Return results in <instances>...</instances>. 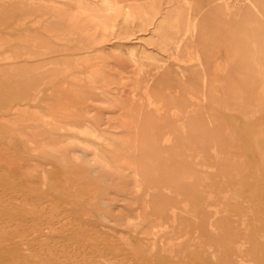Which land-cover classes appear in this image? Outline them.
<instances>
[{"label":"rangeland","instance_id":"obj_1","mask_svg":"<svg viewBox=\"0 0 264 264\" xmlns=\"http://www.w3.org/2000/svg\"><path fill=\"white\" fill-rule=\"evenodd\" d=\"M262 16L0 0V264H264Z\"/></svg>","mask_w":264,"mask_h":264},{"label":"bare ground","instance_id":"obj_2","mask_svg":"<svg viewBox=\"0 0 264 264\" xmlns=\"http://www.w3.org/2000/svg\"><path fill=\"white\" fill-rule=\"evenodd\" d=\"M75 3H76V2H75ZM78 5H79V3H78ZM51 7H53V5H52ZM62 7H63V6H62ZM60 8H61V7H60ZM75 8H77V4H76V7H75ZM85 8H86V7H85ZM50 9H51V8H50ZM64 9H65V7H64ZM77 9H79V7H78ZM87 9H88V8H87ZM87 9H83L82 12H84V10H87ZM65 10H67V9H65ZM71 10H72V9H71ZM67 11H68V10H67ZM87 11H89V9H88ZM69 12H71V11H69ZM79 12H80V10H79ZM71 13H72V12H71ZM86 13H87V12H86ZM88 13H89V12H88ZM90 13H91V12H90ZM84 14H85V12H84ZM91 14H94V13H91ZM68 16H69V15H68ZM68 16H66V18H67ZM71 17H72V15H71ZM89 17H92V15H89ZM61 18H62V17H61ZM86 18H87V17H86ZM262 18H263V20H264V16H262ZM69 19H70V18H69ZM69 19H68V20H69ZM90 19H91V18H90ZM90 19H88L89 21H88L87 23L90 22ZM92 19H94V18H92ZM62 20H63V19H62ZM97 21H98V19H97ZM97 21H96V23H97ZM68 22H69V21H68ZM94 22H95V21H94ZM91 23H93V22H91ZM93 24H94V23H93ZM97 24H98V23H97ZM100 24H101V22H100ZM100 24H98V26H99ZM91 25H92V24H91ZM89 26H90V25H88V27H89ZM93 26H94V25H93ZM95 26H96V24H95ZM101 26H102V25H101ZM91 28H92V27H91ZM94 28H95V27H94ZM125 34H126V33H125ZM84 95H85V94H84ZM117 104H118V103H116V105H117ZM108 105H109V104H108ZM128 105H129V104H128ZM118 106H119V105H118ZM117 108H118V107H117ZM119 108H120V107H119ZM126 108H127V106H126ZM128 108H129V107H128ZM84 110H85V109H84ZM128 110H129V109H128ZM107 116H108V115H107ZM107 116H106V117H107ZM1 122H2V121H1ZM130 124H131V123H130ZM61 130H62V129H61ZM115 130H116V129H115ZM133 131H134V130H133ZM135 133H136V131H135ZM135 133H134V135L132 134V136L135 137ZM134 137H133V138H134ZM126 138H127V137H126ZM129 138H131V137H129ZM133 138H131V139H133ZM50 139L52 140L53 138H50ZM50 139H49V140H50ZM69 139H70V138H69ZM69 139H68V141H69ZM71 139H73V138H71ZM71 139H70V141H71ZM51 140H50V142L48 141L47 143H52L53 141H51ZM129 140H130V139H129ZM131 141H132V140H131ZM134 141H135V140H134ZM30 142H31V141H30ZM54 142H55V140H54ZM54 142H53V143H54ZM64 142H66V141L64 140ZM133 143H134V142H133ZM133 143H132V145H133ZM31 144L33 145L32 142H31ZM31 144H30V145H31ZM32 145H31V147H32ZM34 145H35V143H34ZM34 145H33V147H34ZM41 145L43 146V144H40L39 147H40ZM45 145H47V144H46V141H45ZM50 145H51V144H50ZM134 145H135V144H134ZM42 146H41V147H42ZM35 147H38V146H35ZM134 147H135V146H134ZM130 149H131V148H130ZM95 150H96V149H95ZM115 150H117V148H115ZM120 150H122V149H120ZM120 150H119V151H120ZM119 151H118V152H119ZM94 152H95V151H94V149H93V153H94ZM118 152H114V151H113V153H118ZM120 152H121V151H120ZM97 153H98V152H97ZM97 153H96V154H97ZM121 153L123 154V152H121ZM121 153H120V154H121ZM111 154H112V153H111ZM94 155H95V153H94ZM117 155H119V154H117ZM112 156H113V158H114V154H113ZM76 157H77V152H76L75 154H73V155H70V156H69V159L75 162ZM91 157H92V156H91ZM85 158H86V157H85ZM93 158H94V157H93ZM95 158H96V159H99L100 156H98V158H97V157H95ZM118 158H119V157H118ZM118 158H117V156H116V159H118ZM103 159H104V158H103ZM99 160H100V159H99ZM72 161H71V162H72ZM104 161H105V160H104ZM116 161H117V160H116ZM101 163H103V162H101ZM104 163H106V161H105ZM87 164H88V163H87L86 160H83V161H82V165H87ZM106 165H107V164H106ZM43 180H44V179H43ZM43 182H44V181H43ZM135 185H136L137 188L139 189L138 185H137V184H135ZM133 188H134V186H133ZM137 188H135V189H137ZM136 191H137V190H135L134 192L136 193ZM137 192H138V191H137ZM136 194H137V193H136ZM10 199H11V198H10ZM99 203H100V202H99ZM137 217H138V219H139V216H137ZM127 219H128V218H127ZM136 219H137V218H136ZM125 222H126V221H125ZM126 223H128V221H127ZM130 223H131V221H130ZM130 223H129V224H130ZM134 224H135V223H134ZM132 225H133V224H132ZM134 226H135V225H134ZM136 226H137V225H136ZM80 234H81V233H80ZM94 244H95V243H94ZM137 249H138V248H137ZM141 251H142V250H141ZM152 258H153V257H152ZM178 258H179V257H178ZM149 260H150V259H149ZM153 261H154V260H153ZM158 263H159V262H158ZM172 264H173V263H172Z\"/></svg>","mask_w":264,"mask_h":264}]
</instances>
